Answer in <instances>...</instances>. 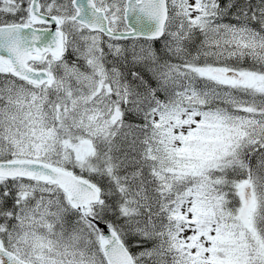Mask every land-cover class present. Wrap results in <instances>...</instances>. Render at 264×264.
<instances>
[{
  "label": "snow or ice",
  "instance_id": "1",
  "mask_svg": "<svg viewBox=\"0 0 264 264\" xmlns=\"http://www.w3.org/2000/svg\"><path fill=\"white\" fill-rule=\"evenodd\" d=\"M0 264H264V0H0Z\"/></svg>",
  "mask_w": 264,
  "mask_h": 264
}]
</instances>
